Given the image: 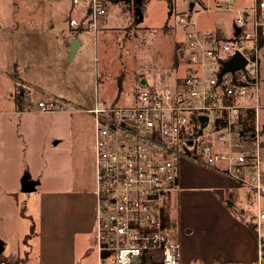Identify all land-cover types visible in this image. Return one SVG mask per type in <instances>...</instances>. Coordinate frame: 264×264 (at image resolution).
<instances>
[{
    "label": "built area",
    "instance_id": "obj_1",
    "mask_svg": "<svg viewBox=\"0 0 264 264\" xmlns=\"http://www.w3.org/2000/svg\"><path fill=\"white\" fill-rule=\"evenodd\" d=\"M109 1L70 0L85 7L66 18L68 26L96 32ZM190 1L193 8L201 7L198 12L232 13L228 34L198 29L191 11L180 15L184 39L177 51L186 66L183 76L173 83L138 80L132 103L96 102L82 109L94 122L97 264H264V0ZM235 53L245 58V65L219 77L223 62ZM37 107L42 112L63 109L53 100H39ZM200 116H206L202 128ZM183 157L245 190L254 260L182 261L180 239L165 220V203L178 185ZM0 264L7 262L0 259Z\"/></svg>",
    "mask_w": 264,
    "mask_h": 264
},
{
    "label": "crops",
    "instance_id": "obj_2",
    "mask_svg": "<svg viewBox=\"0 0 264 264\" xmlns=\"http://www.w3.org/2000/svg\"><path fill=\"white\" fill-rule=\"evenodd\" d=\"M115 2L116 0H110L107 3L106 13L99 20L98 28L108 26L126 31L128 26H131L129 24L118 26L111 20L108 11L110 9L113 11ZM136 3L133 0L132 4L128 2L126 6L134 22L138 23L134 13ZM162 4L167 6L163 2ZM84 7L83 3L70 4L65 21L68 16H78ZM23 9L24 6L15 5L10 0H0L1 198L11 197L9 188L16 184H19L21 191V179L24 177L22 172H25L22 165L27 155L23 150H33L38 144L32 140L31 117L52 113H80L84 112L82 109L85 108H68L70 102L61 100L59 106L63 109L60 110L42 112L31 109L28 101L32 98V90H34L32 82L38 84L40 79L31 78L30 70L33 67L31 63H34L31 52L35 53L34 59L38 61V64H34L36 66L41 64L40 68H42L43 63L47 61L45 55L48 51L47 45L51 41L47 33L39 35V24L29 19V13L25 18ZM70 29V34L55 38L59 40V49L55 55V58L58 56V61L61 57L68 56L69 44L72 40H77L78 43L70 60L75 59L81 46L87 42L86 35L90 31L83 27ZM167 30L171 31L169 26ZM128 36L129 32L126 31V37ZM97 74L94 70L87 77L93 80ZM168 74L167 71L166 75ZM120 75L122 82L124 75L121 73L118 76ZM142 78L146 79L139 76V80ZM18 81L28 85L31 92L27 98L19 92L22 97L20 100L22 107L18 106L20 101L16 95ZM79 99L87 104L93 102V99L89 98ZM33 124H36L35 120ZM34 128L38 132L37 127ZM77 131L75 125H69L68 136L72 137L75 132L78 134ZM90 139L91 146L89 144L88 155L85 158L80 155V141L76 140L69 145L70 149L66 150L67 155L64 154L65 157L56 164L54 187L41 191L38 195L37 230L34 233L37 234L36 250L34 244L20 251H11L7 256L2 255V251L0 259L12 260L14 258L10 257L15 255L17 260L13 261L18 264H97L98 256L93 235L95 178L92 131ZM75 162L78 163L77 166ZM179 168L178 185L166 198L165 220L178 232L176 234L181 243L182 261L242 263L254 260L255 240L252 229L236 218L224 204L227 193H231L233 197V192L237 189L235 184L217 171L186 157L180 160ZM35 187L36 183L33 190ZM192 226H198L200 229L196 241H190Z\"/></svg>",
    "mask_w": 264,
    "mask_h": 264
},
{
    "label": "rangeland",
    "instance_id": "obj_3",
    "mask_svg": "<svg viewBox=\"0 0 264 264\" xmlns=\"http://www.w3.org/2000/svg\"><path fill=\"white\" fill-rule=\"evenodd\" d=\"M10 1L15 5L24 6L25 18L29 13V19L40 26L39 35L47 33L51 41L47 45L48 51L45 55L47 61L43 63L42 68H40L41 64L37 66L34 64H38V61L34 59L35 53L31 52L34 61L31 63L33 66L30 70L31 78H40L38 84L32 82L34 90H32V98L28 101L32 105H30L31 109L36 110L37 102L47 98L55 101L57 108L61 100L69 101L68 108L72 109L93 107L95 101L107 105L130 104L133 101L135 87L138 86L139 76L146 77L149 82L160 79L165 83H173L175 79L184 75L185 62L175 48V44L184 39V28L178 23V17L186 16L189 12V0H172L170 7L163 5L161 0H143V18L138 23L134 22L133 16L128 11L127 2L116 0L115 8L113 11L110 9L108 15H111L115 25H131L126 29L129 36L126 37L124 29L120 31L121 29L103 25L104 27L97 28L96 32L87 33V42L81 46L75 59L68 60L66 55L59 61L58 56L55 58L59 49V40L55 38L70 34L71 29L65 21L71 4L70 0ZM236 2L241 3V0ZM130 3L132 4L133 0ZM199 9L201 7L197 4L190 12V19L198 29L221 30L225 35L228 34L232 13L205 10L198 12ZM167 26L170 27V32ZM31 33L33 35V29ZM94 70L98 74L93 77V80H89L87 75ZM167 71L171 74L170 76L166 75ZM121 73L124 76L119 90L117 76ZM261 73L263 77L260 83V103H264L263 58ZM18 83L16 95L18 96L20 92L27 98L30 87L20 81ZM79 98L93 99V102L83 103L79 101ZM260 114H263V110H260ZM31 118L32 140L38 144L33 150H23L27 155L23 160L22 166L25 172H22V175L34 181L36 187L33 191L21 192L19 184H16L9 188L11 197H0V241L4 246L2 252L4 256L9 255L11 251H20L35 244L38 195L41 191L54 187L56 164L67 155L66 150L70 149L69 145L79 137L77 142H81L80 155L85 158L91 143V131L94 145V125L89 113H52L34 115ZM33 120L36 121L35 125ZM69 125L76 126L79 136L76 132L72 137L68 136ZM34 126L37 127L38 132ZM92 150H94L93 146ZM262 153L264 157V150ZM92 155L94 156L93 151ZM75 165L77 166L78 163L75 162ZM245 193L242 188L234 190L231 198L236 210L238 208V215L231 212L247 224L251 220V206ZM169 227L173 232L178 233L170 225ZM199 232L198 226H192L190 241H196ZM26 241L27 244H25ZM10 258L17 260L15 255Z\"/></svg>",
    "mask_w": 264,
    "mask_h": 264
},
{
    "label": "water",
    "instance_id": "obj_4",
    "mask_svg": "<svg viewBox=\"0 0 264 264\" xmlns=\"http://www.w3.org/2000/svg\"><path fill=\"white\" fill-rule=\"evenodd\" d=\"M137 3L141 2L142 0H135ZM168 2V6H171V0H167ZM194 5L193 1H190L188 3V9L189 12L192 10ZM135 14H136V22H139L142 20V11L140 9V7L137 5L135 7ZM238 32V29H237ZM77 40H72L69 44V52H68V60L71 59V57L74 54L75 48L77 46ZM246 63L245 58L239 54V53H235L228 61L223 62V66L221 71L218 73V76L220 77L222 75V73L226 72V71H235L236 69L242 68ZM140 83H146V79L142 78L140 80ZM200 120H201V128L204 126V121L206 120V116H200ZM189 144L191 143V141L188 142ZM35 186V182L30 180L28 177L24 176L21 179V191L24 192H28V191H32L34 189ZM238 210V209H237ZM3 251V244L0 241V254Z\"/></svg>",
    "mask_w": 264,
    "mask_h": 264
},
{
    "label": "trees",
    "instance_id": "obj_5",
    "mask_svg": "<svg viewBox=\"0 0 264 264\" xmlns=\"http://www.w3.org/2000/svg\"><path fill=\"white\" fill-rule=\"evenodd\" d=\"M127 3L128 2H131V0H125ZM142 2H143V0L141 1V2H139V3H136V6L138 5L139 7H140V9H141V11H142ZM178 47V43H176L175 44V48H177ZM121 78H122V76L120 75V76H118V80H117V82H118V88L120 89V87H121ZM17 98L19 99V101L22 99V97L20 96V95H18L17 96ZM18 106L19 107H22V103H21V101H20V103H18ZM229 194V195H228ZM231 193H227L226 194V197H225V199H224V204L226 205V207H228L229 209H230V211H232L233 212V214H235L236 216L238 215V212H237V210H236V208L234 207V205H233V203H232V198H231ZM247 225L251 228V221H249V222H247ZM1 255V254H0ZM7 262V264H18V262H16V261H13V259L12 260H7L6 261Z\"/></svg>",
    "mask_w": 264,
    "mask_h": 264
}]
</instances>
